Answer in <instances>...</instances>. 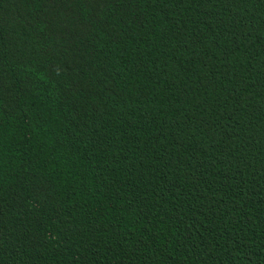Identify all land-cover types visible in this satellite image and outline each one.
Here are the masks:
<instances>
[{
	"label": "trees",
	"instance_id": "1",
	"mask_svg": "<svg viewBox=\"0 0 264 264\" xmlns=\"http://www.w3.org/2000/svg\"><path fill=\"white\" fill-rule=\"evenodd\" d=\"M0 264H264V0H0Z\"/></svg>",
	"mask_w": 264,
	"mask_h": 264
}]
</instances>
